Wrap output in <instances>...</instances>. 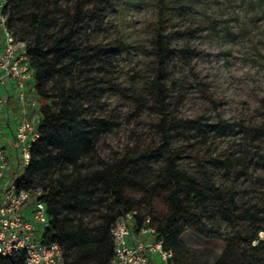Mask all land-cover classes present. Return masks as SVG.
<instances>
[{
	"label": "rangeland",
	"instance_id": "rangeland-1",
	"mask_svg": "<svg viewBox=\"0 0 264 264\" xmlns=\"http://www.w3.org/2000/svg\"><path fill=\"white\" fill-rule=\"evenodd\" d=\"M6 13L15 38L28 49L36 43L35 16L46 17L44 50L65 40L61 53L48 57L57 72L44 89L52 98L51 115L59 112L62 92L79 97L78 117L86 120L91 139L77 171L55 160L38 173L37 184L53 176L71 181L109 172L123 160L138 158V166L126 171V182L141 204L161 180L157 156L171 150L187 176L201 178L211 166L216 185L233 188L238 205L264 222V0H12ZM159 27L166 42L187 55L170 59L166 71L170 119H201L205 124L195 131L172 132L168 142L153 98ZM29 97L39 108L45 102L31 89ZM12 110L17 116V105ZM38 150L44 156L47 149ZM48 150L57 154L54 147ZM153 150L155 155H149ZM227 160L232 163H222ZM106 198L104 187L91 188L87 226L102 220ZM151 206L163 220L165 206ZM194 210L209 229L205 235L193 230L181 235L190 249L188 264H218L226 246L218 236L230 228L213 206ZM75 214L83 216L82 211ZM241 228L253 229L250 222ZM262 240L264 231L254 244Z\"/></svg>",
	"mask_w": 264,
	"mask_h": 264
},
{
	"label": "trees",
	"instance_id": "trees-1",
	"mask_svg": "<svg viewBox=\"0 0 264 264\" xmlns=\"http://www.w3.org/2000/svg\"><path fill=\"white\" fill-rule=\"evenodd\" d=\"M32 25L36 36L35 46L28 49L32 65V91L45 102L41 105V119L37 125L40 137L31 146L30 164L20 177L19 189H41L44 192L41 199L47 205L50 226L41 234L42 243L60 245L65 264H111L114 258L113 226L117 220L137 212L136 231L142 226L144 218L150 217L158 239L163 240L165 249L173 253V263L188 264L185 254L190 249L183 246L180 237L186 230H193L201 235L208 232L209 226L194 210V207L200 208L207 204L215 208L218 216L230 228L227 234L218 236L226 243L223 254L218 257V264H264V240L254 244L259 240V233L264 231V222L260 223L258 214L238 205L237 192L233 188L216 185L211 166L204 170L201 178L187 176L180 169L178 156L171 150L165 155L157 156L161 161L162 177L154 186L149 199L144 198L141 204L133 200L130 185L126 182V171L138 166V158L123 160L117 167H111L109 172L88 174L71 181L53 176L43 180L41 184L36 183L38 173L49 169L55 160L63 166H72L77 171L82 152L91 145V139L87 134L89 129L85 124L86 120L78 117L81 102L77 95L71 97L62 92L59 112L51 115L52 98L46 94L44 87L57 71L50 65L48 57L60 54L65 40L60 39L48 50H44L42 33L47 26L46 17L35 16ZM9 26L12 30L10 19ZM67 38L70 40L72 36ZM154 49L158 72L153 86V98L163 140L168 142L172 132L195 131L205 124L201 119L172 122L166 71L170 59L178 55L186 59L187 55L166 42L161 27L156 31ZM11 129L10 127L9 131L13 133ZM42 147L47 150L44 156H39L38 149ZM50 147L56 149V155L49 154ZM149 155H155V151H151ZM222 163H232V160ZM92 187L106 189L108 206L102 220L89 227L85 224L84 216L87 210L85 206L88 204L86 197ZM157 203L165 206L163 220L155 215L151 206ZM79 211L83 212V216L74 215ZM246 222L252 224V230L241 228ZM255 225L258 227L254 229ZM180 250L185 253H180ZM0 264H25V259H0Z\"/></svg>",
	"mask_w": 264,
	"mask_h": 264
},
{
	"label": "built area",
	"instance_id": "built-area-1",
	"mask_svg": "<svg viewBox=\"0 0 264 264\" xmlns=\"http://www.w3.org/2000/svg\"><path fill=\"white\" fill-rule=\"evenodd\" d=\"M9 0H0V259L20 257L25 264H65L63 248L58 244H45L38 231L50 226L46 203L41 189H19L20 177L29 167L30 149L39 139L37 125L41 119L39 102L29 97L32 91V65L28 46L19 42L9 26L6 13ZM14 81L18 88V103L22 107L16 131V144L20 149L19 169L12 178L11 162L6 154V134L3 115L6 111L4 91ZM35 116H30V110ZM30 217L28 216V212ZM137 212L117 220L112 229L114 258L111 264H174L173 253L158 239L152 219L146 217L136 231ZM32 216V217H31ZM138 236V242L130 244Z\"/></svg>",
	"mask_w": 264,
	"mask_h": 264
},
{
	"label": "crops",
	"instance_id": "crops-1",
	"mask_svg": "<svg viewBox=\"0 0 264 264\" xmlns=\"http://www.w3.org/2000/svg\"><path fill=\"white\" fill-rule=\"evenodd\" d=\"M6 102V111L3 115V127L6 134V142H5V150L6 154L9 157V160L11 162V176L13 177V174H17L20 172L19 169V156H21L20 149L18 145L16 144V131L17 126L19 123V117L22 111V107L18 103V88L14 81H10L9 87L4 91ZM17 105L18 107V118L14 115V112L12 110L13 105ZM34 113V110H30V116L32 117ZM17 119V120H16ZM18 121V122H17ZM13 129V133L9 131V128ZM11 129V130H12ZM139 238L138 236H134L130 240V244L133 245L134 243L138 242ZM153 264H162L159 259H154Z\"/></svg>",
	"mask_w": 264,
	"mask_h": 264
}]
</instances>
